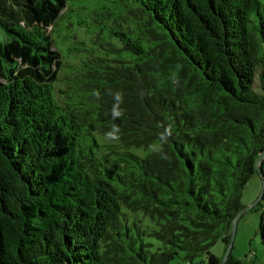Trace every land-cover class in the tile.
<instances>
[{"label": "trees", "instance_id": "obj_1", "mask_svg": "<svg viewBox=\"0 0 264 264\" xmlns=\"http://www.w3.org/2000/svg\"><path fill=\"white\" fill-rule=\"evenodd\" d=\"M0 29V264H222L264 154L262 3L0 0Z\"/></svg>", "mask_w": 264, "mask_h": 264}, {"label": "rangeland", "instance_id": "obj_2", "mask_svg": "<svg viewBox=\"0 0 264 264\" xmlns=\"http://www.w3.org/2000/svg\"><path fill=\"white\" fill-rule=\"evenodd\" d=\"M264 6V0H259ZM66 20V18H65ZM59 22V26L56 28V33L53 32L54 39H56L58 48L61 50L63 55V60L65 62L73 64L77 60L78 52L77 50L82 49L81 45L77 44V41H70L61 43L60 37L64 35V29L66 21ZM5 34L0 29V42H5ZM80 56V55H79ZM80 58V57H79ZM78 58V59H79ZM101 143L103 142V137L98 136ZM108 139V138H107ZM107 141V140H106ZM111 142V141H110ZM145 149V148H132L129 149L130 152L136 154L141 158H147L156 149ZM264 171V163H263ZM263 190V180L260 175H256L252 181L247 186L244 192L242 203L244 207L251 208L259 199ZM264 219V201L262 206L255 211L246 212L239 220L237 224L234 247L232 251V257L239 262L244 264H264V244L262 242L261 226ZM228 247L222 239L218 240L216 244L211 247V253L221 259H225ZM174 264H208L207 255H200L192 261L177 260Z\"/></svg>", "mask_w": 264, "mask_h": 264}, {"label": "water", "instance_id": "obj_3", "mask_svg": "<svg viewBox=\"0 0 264 264\" xmlns=\"http://www.w3.org/2000/svg\"><path fill=\"white\" fill-rule=\"evenodd\" d=\"M264 162V154L262 155V157L259 159L258 164H257V170H258V174L262 177L263 180V190H262V194L259 197V199L257 200V202L251 207V208H246V210H244L235 220L234 224H233V228H232V233H231V240H230V244L228 246L227 249V254L225 256V259L222 261V264H226L229 259L232 256V251H233V247H234V241H235V234H236V229H237V224H238V220L248 211L252 210L256 205H258L263 197H264V174H263V169H261V165Z\"/></svg>", "mask_w": 264, "mask_h": 264}]
</instances>
